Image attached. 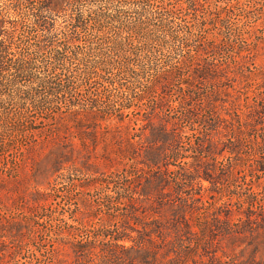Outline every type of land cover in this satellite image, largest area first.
<instances>
[{
	"label": "trees",
	"instance_id": "obj_1",
	"mask_svg": "<svg viewBox=\"0 0 264 264\" xmlns=\"http://www.w3.org/2000/svg\"><path fill=\"white\" fill-rule=\"evenodd\" d=\"M50 1L58 6L68 0ZM204 1L193 2L201 11L183 4L170 10L193 14L201 32L194 49L139 92L116 94L114 105L106 101L110 87L99 82L107 62L89 66L77 59L73 79L61 81L60 95L82 97L97 82L101 86L94 93L105 102L98 106L91 100L48 118L39 156H34L39 112L0 115V149L7 155L0 164V264L21 261L22 242L40 228L50 230L54 218L47 209L63 200L75 205L77 217L67 223L65 235L67 250L84 258L80 264H206L196 259L200 250L214 254L211 264L221 263L218 251L229 257L221 264H264L256 256L252 262L239 259L251 247L254 255L264 251V66L244 72V53L258 57L264 37L243 29L245 24L224 36V16L242 2L213 9L214 0ZM134 30L121 43L114 39L120 69L127 64L123 46L132 44ZM247 36L256 41L235 52L233 69L208 62L210 53H222ZM235 72L242 79L238 89L230 83ZM22 145L30 146L27 158ZM72 174L85 179H71L68 194L52 189ZM91 187L100 192L93 199L87 196ZM218 195L238 208L223 210ZM18 207L27 210L21 219L11 214ZM7 239L18 241L20 249Z\"/></svg>",
	"mask_w": 264,
	"mask_h": 264
},
{
	"label": "rangeland",
	"instance_id": "obj_2",
	"mask_svg": "<svg viewBox=\"0 0 264 264\" xmlns=\"http://www.w3.org/2000/svg\"><path fill=\"white\" fill-rule=\"evenodd\" d=\"M196 1L205 2L157 0L147 5L136 0H68L56 6L50 0H0V115L26 112L28 109L39 112L42 121H38L37 125H42L37 130L35 144L38 151L34 153V156H39L47 140V135L41 136L40 132L48 128L49 125L43 126L49 124L48 118L82 109L93 104L92 101L98 106H102V101L105 102L104 98H98L94 93L101 86L97 82L82 97L60 95L61 81L73 79L72 72L75 73L79 63L77 59L84 60L83 64L89 66L100 65L102 60L107 62L102 64L105 71L99 82L110 87L106 101L114 105L119 102L116 94L130 96L139 92L145 83L166 68L177 65L183 55L194 49L198 40L195 35L201 32L195 27L197 23L193 14L185 11L177 14L170 10L173 6L183 4L184 8L197 7L201 11V8L193 5V2L197 4ZM230 1L232 0H214L212 8L231 6ZM240 1L242 5L239 8L224 16L226 21L221 26L223 35H229L232 29L242 28L245 24L243 29L255 30L259 36L264 37V0ZM134 27L135 39L130 46H123L122 55L127 64L120 69V65H115L121 58L116 57L114 39L117 38V43H121ZM246 41L251 44L256 40L249 36L238 38L236 44L222 53H210L208 62L215 67L224 63L228 65L225 67L227 70L233 69L231 57L245 47ZM259 53L253 59L248 52L244 53V72L248 68L262 70L264 45ZM111 60L115 61L112 65ZM230 76L233 77L230 82L233 88L242 86L239 72ZM75 143L79 144L80 141L77 139ZM29 148L30 146H21V152H24L26 158L30 155ZM6 157L0 149V164ZM16 159L17 157H13L12 162ZM19 160L20 156L16 161ZM71 179L81 182L85 178L72 174L70 179H59L52 189L68 194ZM97 194H100L98 188L91 187L87 190V196L91 199ZM215 201L223 210L238 208L235 203L220 200L219 195ZM74 208V203L64 200L59 205L48 208V215L54 218L53 222L49 218L52 224L50 230L40 228L34 237L22 242V249L17 256L20 262L8 259L2 264H60L59 261L67 257L72 258L74 264L84 262L83 257L75 258L66 246L68 224H74L77 217L72 211ZM11 214L21 219L27 214V210L24 207L12 208ZM97 224L102 226V223ZM199 238L196 237L197 241ZM6 242L12 248L20 249L18 241L7 239ZM198 242L203 241L200 239ZM252 249L253 247L244 256H240V261L252 262L255 256L257 262L264 259V251L254 255L255 250ZM213 255L210 251L206 253L200 250L196 259L204 258L206 264H211ZM217 257L218 260L221 259V263L227 262L229 258L221 251L217 252Z\"/></svg>",
	"mask_w": 264,
	"mask_h": 264
}]
</instances>
